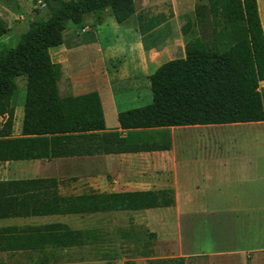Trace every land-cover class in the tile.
Returning a JSON list of instances; mask_svg holds the SVG:
<instances>
[{
  "label": "trees",
  "instance_id": "obj_1",
  "mask_svg": "<svg viewBox=\"0 0 264 264\" xmlns=\"http://www.w3.org/2000/svg\"><path fill=\"white\" fill-rule=\"evenodd\" d=\"M47 16L31 20L14 45H0V162L167 150L168 127L256 122L264 119L259 82L264 80V37L256 0H206L211 40L186 39L183 56L159 64L147 76L151 101L118 111L119 130L107 129L96 91L60 96V66L49 48L62 43L68 22L82 23L107 10L116 23L135 13L134 0H42ZM158 13L137 16L142 47H154L170 31ZM264 28V26H263ZM7 30L0 19V36ZM24 76L22 119L11 135L15 78ZM171 188L59 192L53 176L0 179V218L91 214L170 207ZM86 231L61 222L0 226V252L38 251L83 244ZM161 264H184L183 258Z\"/></svg>",
  "mask_w": 264,
  "mask_h": 264
},
{
  "label": "crops",
  "instance_id": "obj_2",
  "mask_svg": "<svg viewBox=\"0 0 264 264\" xmlns=\"http://www.w3.org/2000/svg\"><path fill=\"white\" fill-rule=\"evenodd\" d=\"M105 11L98 18L94 15L91 26L85 27L88 31L91 30V33L82 36L81 40L77 39L80 36H74L73 41L67 43L62 40L61 44L49 48V56L52 62L60 66L61 73L57 81L59 95H78L96 91L105 127L119 130L117 112L141 106L142 100L150 101L151 93L147 78L150 70L173 56H183V38L182 35H172L169 32L154 47L145 50L135 21L134 27L126 29L131 31L130 41L123 42L120 38L125 30L123 32L116 30L115 42L102 46L97 41L98 32L101 33L102 27L97 30L95 26L99 27L107 23L110 13L103 14ZM258 13L264 37L262 22L264 13L262 16L260 5ZM123 46L135 52L131 71L122 67L109 70L108 63L117 59L113 51L114 47H119L121 50ZM89 47L95 50L97 64L87 69V77H78L73 71L68 56L78 54ZM174 53L178 55H173ZM87 79L93 84L88 86ZM261 86L263 89H260ZM115 88L123 95L115 97V90L113 91ZM141 89L144 90L143 93ZM259 91L264 110V80L259 82ZM22 103L23 100L21 108ZM16 115L18 113L14 108L12 136H18L20 133L21 122H14ZM204 126H218L221 130L228 128L234 131L228 133L222 130L224 134L212 140L217 149L213 155L191 161L187 158H179L174 149V132L208 128ZM168 131L170 148L167 150L32 159L37 160V165L43 167L48 163L52 165L64 160L94 156H137L142 161L146 158L149 159V163L146 165L141 161L140 178L127 181L121 188L111 191L171 188L175 199L173 206L158 207L167 209L164 213H157L158 208H148L81 215H50L105 216L108 221L110 218L113 220L103 225L93 223L87 227H74L67 222L51 221L64 223L71 229L84 230L86 236L83 244L79 246L45 249V254L41 255L42 263L161 264L159 262L161 260L182 257L184 264H264V247L248 248V245L247 247L244 245L246 243L244 241L250 239L264 241V230H261L264 229V119L256 122L170 126ZM227 145L235 146L236 152L228 154ZM220 149L223 152H220ZM33 177H41V175ZM207 216H211L209 222L212 220L216 225L222 226L223 230L212 237L213 241L222 244L215 248L195 249L194 242L197 238L193 233L197 223L205 222L204 219H197L208 218ZM182 223H186L188 237L183 235ZM29 252L38 253V251Z\"/></svg>",
  "mask_w": 264,
  "mask_h": 264
},
{
  "label": "rangeland",
  "instance_id": "obj_3",
  "mask_svg": "<svg viewBox=\"0 0 264 264\" xmlns=\"http://www.w3.org/2000/svg\"><path fill=\"white\" fill-rule=\"evenodd\" d=\"M256 1L258 9L260 5V11L263 16L264 0ZM205 4L206 0H134L135 13L132 14L124 24L116 23L112 16L109 15L106 24H102L99 27L95 26L97 30L102 27L101 33L98 32L97 41L101 43L102 46L105 44H113L117 38L115 37V34H117L115 31L120 30L123 32L125 30L120 38L123 39V42H128L131 40V31H126V29L134 27L138 15L150 16L158 13L168 15L169 12L172 13V16H168L166 22L169 25V31L172 35H181L180 27L188 22L190 23V26L185 35L186 39L192 40L194 38H199L201 40L210 41L211 24ZM107 13L108 11L106 10L103 14ZM47 14V9L42 0H0V19L7 27L6 32L0 36V45H14L18 36L27 29V24L31 20L44 19ZM93 20L94 14H87L80 24H72L68 22L63 33L64 42L67 43L73 41L74 36H80V38L77 39L81 40L82 36H87L88 33H91V30L88 31L85 27H88ZM262 22L264 24V16L262 17ZM85 31L88 32L86 33ZM179 48L181 49V46ZM113 51L115 52L117 59L108 63V69L113 70V68L118 69L122 67L123 69L131 71L135 60V52L127 49V46L121 47V50H119V47H114ZM173 55L178 54L174 53ZM96 57L95 50L89 47L78 54H70L68 60L74 73L77 74L78 77H87V69L96 66L95 64H97ZM177 57L179 56H173L171 58ZM153 70L154 69H151L150 73ZM15 83L17 91L13 103L18 115H16L14 122L20 123L22 116L21 102L24 99L25 88L24 76H17L15 78ZM86 84L89 86L90 84H93V82L87 79ZM260 89H263V86H261ZM114 90L115 97L123 95L117 88L113 89V91ZM143 92L144 90L141 89V93ZM115 99L117 100V98ZM150 101L145 102L142 100L141 106L148 104ZM2 121L3 119H0V125L2 124ZM222 130H226L228 133L234 131L233 129L228 128ZM222 130L218 128V126L184 131L176 130L173 134L176 155L179 158H187L189 161L204 158L206 155H213L217 149L212 140H216L217 137L220 138L224 134ZM226 151L228 154L235 153L236 148L235 146L231 147L230 145H227ZM257 151L260 150L257 149ZM220 152L223 151L220 149ZM141 161V158L137 156H94L64 160L52 165L48 163L44 164L43 168L37 165V160H12L11 162H0V179L49 175L56 177L59 181V190L63 194L80 193L90 189L111 191L121 188L127 181L140 178L139 171L142 166ZM142 163L147 165L149 159L143 158ZM45 168H47L48 171ZM166 211L167 209L164 208L157 209V213H164ZM207 217L208 218L198 217L199 219H197H204L205 222L204 224L197 223L193 233L197 238L194 242L195 249L201 247L215 248L222 244V242L213 241L212 238L216 233L223 230L222 226L216 225L212 220L209 222L211 216ZM111 220L113 219L110 218L108 221L105 216L13 217L0 218V226L63 221L74 227H87L93 223L103 225L105 222H111ZM182 229L183 235L188 237L189 231L186 227V223H182ZM244 242H246L244 244L246 247L247 245L249 246L248 248H257L259 246L264 247V241L250 239L249 241ZM235 244H237V242H235ZM43 254H45V251L38 253L29 251L0 252V264H45L42 263L41 255Z\"/></svg>",
  "mask_w": 264,
  "mask_h": 264
}]
</instances>
